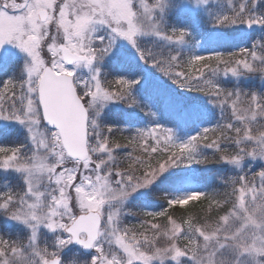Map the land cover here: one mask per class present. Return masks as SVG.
I'll return each instance as SVG.
<instances>
[{
    "label": "snow or ice",
    "instance_id": "6c2138e0",
    "mask_svg": "<svg viewBox=\"0 0 264 264\" xmlns=\"http://www.w3.org/2000/svg\"><path fill=\"white\" fill-rule=\"evenodd\" d=\"M195 2L207 6L213 26H255L259 37L250 47L185 58L176 49L191 33L167 25L172 0H0V71L15 68L0 80V121L14 122L22 137L9 143L0 132V171L17 181L0 191V215L16 226L15 236L0 234V264H264V166L244 167L264 161V91L218 83L249 74L264 80V0ZM223 40L219 33L210 38ZM119 41L179 87L209 97L219 110L215 123L184 139L151 123L155 112L133 94L139 79H107L99 67ZM14 50L23 54L22 66ZM113 101L150 120L128 140L147 158L127 153L128 168L118 159L125 146L113 139L125 129L99 120ZM212 162L236 170L221 177L223 192L181 193L167 204L203 197L217 210L214 219L181 224L169 217L170 227L142 222L139 231L125 224V215H136L125 207L133 194L170 168Z\"/></svg>",
    "mask_w": 264,
    "mask_h": 264
},
{
    "label": "rangeland",
    "instance_id": "374dc122",
    "mask_svg": "<svg viewBox=\"0 0 264 264\" xmlns=\"http://www.w3.org/2000/svg\"><path fill=\"white\" fill-rule=\"evenodd\" d=\"M175 4V7L171 8L166 16V22L168 26H174L177 28H185L187 29L191 35L188 38V42L181 46L176 51H179L185 58L190 54H208L209 51L207 48L215 47V45H225L228 46L230 51L237 50L238 47H250L252 39H256L260 35V29L255 26L252 29L247 28L245 25H234L232 27L221 28L219 26H213L210 22L207 13L205 12V8L207 7L204 4H197L195 0H172ZM214 2L219 5L220 0H214ZM223 34L224 40L216 43L210 42V38L215 34ZM251 37L249 39L248 37ZM204 42L207 44L204 45ZM150 46V45H149ZM206 47V48H205ZM206 49V50H205ZM207 51V52H205ZM114 55H110L109 57H105V59L100 62L99 67L102 70V74L106 76L108 79H112L113 77H119L122 75L132 74L130 78L139 79V84L135 85L133 88V94L138 98L141 103H148L151 106V110L155 112L156 118L151 121V123H160L161 125L169 128L176 129L182 139L187 138L188 135H193L200 130L202 127H208L214 124L208 117L203 121V123L198 124V126L192 128L191 130H185L182 127L174 125V117H166V115L171 111L168 107V110H165L168 104L177 102V97H181L179 95L180 90H176L175 87H179L175 84L171 79H169L163 72L157 69L151 62L145 63L139 59V56L135 52V49H132L127 42L119 41L117 47L113 50ZM10 55H15L17 62L20 66L23 65V54L19 53L18 50H14V52ZM7 62H5L6 66ZM15 70L14 67L7 68L6 71H0V80L8 79ZM175 71H179L181 69H173ZM187 71V67L183 69ZM159 73H162L160 76ZM80 75H84L85 77L89 75V71L87 69H82L79 73ZM163 78V81H162ZM218 83L227 89L240 88L246 91H264V80L261 79L260 74H249L247 76H241L239 78L234 77H220ZM170 85V86H169ZM172 86V87H171ZM118 87V86H117ZM174 87V88H173ZM162 92V95L159 98H162L163 103L161 104L156 99V93ZM188 94H191L192 105L188 106L191 109V112L195 113V109L205 110V113L212 114L214 111L219 115V110L210 102L207 105V108H203V104H195V98L200 97L202 95L195 94V91H189L183 88ZM171 95V97H169ZM177 95V97H172ZM176 99L175 101L171 99ZM179 99V98H178ZM176 109V105H174ZM165 112V116L161 114V110ZM141 110L138 107H130L126 103L113 101L109 103L101 112L99 120L105 124L113 125L116 128L125 129L123 132H117L120 135H123L128 140L130 136L133 134L136 128L146 127L149 125L150 120L145 112H140ZM205 114V115H206ZM19 126L14 122H6L0 121V132H6L7 142H11L13 140L21 139L22 137H17L16 129ZM5 142L4 140H0V143ZM129 144V143H128ZM126 145V144H122ZM127 150L124 149V156H127V153H131L133 157H140L141 159H146V154L142 153L139 150L138 145H128ZM123 149L117 150L119 155L123 152ZM202 151H207L212 154L213 150L211 149H202ZM124 156H119L122 168H128L131 161L124 158ZM123 157V158H121ZM126 162V163H124ZM218 166L213 171V173L209 172L211 170V166L204 165H196L193 164L191 166H186L188 170V174L199 176V169L204 171L206 183H214L218 181L221 185L222 179L221 177H226L233 175L236 171L234 166L227 165L225 163L217 164ZM183 165H179L173 168H170L166 173H164L159 180H157L150 188L141 189L139 192L133 194L129 200L126 202V209L132 213H136V215H125L124 220L125 224L129 226H136L137 230H140V224L142 222H146V217L144 216V212H160L166 211L168 204L166 206L165 201L172 198L173 196L180 195L181 193H188L192 191H202L201 188L190 189L184 192H179L178 194H170V193H162L158 195L156 192L152 193L153 188L158 190L164 187L163 179L165 177H170L173 175L180 174L181 170L184 168ZM251 167L252 170H258L261 166H264V161L262 160H247L244 162V167ZM138 167V165H137ZM202 174V171H201ZM15 173H5L0 171V191L5 190V185L11 187H17V181L15 179ZM219 185V186H220ZM165 198V199H164ZM173 206H181V205H173ZM172 219L176 220L177 223H181V220L176 217V215L172 214L168 216ZM167 221L165 224H159V222L149 221L145 224V227H149L150 223H157L161 226L162 229L166 227H170ZM182 224V223H181ZM11 227V228H8ZM0 234H10L15 236L16 234V226L15 222L9 220L7 217L0 215Z\"/></svg>",
    "mask_w": 264,
    "mask_h": 264
},
{
    "label": "trees",
    "instance_id": "16d2710c",
    "mask_svg": "<svg viewBox=\"0 0 264 264\" xmlns=\"http://www.w3.org/2000/svg\"><path fill=\"white\" fill-rule=\"evenodd\" d=\"M228 46L225 45H215L214 48H210L209 51L213 52V51H221V52H227L230 51L229 48H227ZM161 77L162 73H159ZM108 79V78H107ZM163 81V78H162ZM170 86V85H169ZM113 90H115V88L117 87V85H111L110 86ZM172 87V86H171ZM174 88V87H173ZM180 87H175L176 90H180ZM180 92H182V94L180 93L179 95L182 96L181 97H177V95H174L172 97H177L176 99H171L170 102L173 101H177L175 103H170L167 105V107L165 108V110H168V107L170 108V112L166 115V117H174V125L179 126L184 128L185 130H191L192 128L198 126V124L203 123V121L208 117L211 121H213L215 123L216 119L219 118V115L216 114V112L214 111L212 114H206L205 110H198L195 109V113L191 112V109H189V106L192 105L191 101L189 100V98H191L192 96H190L191 94L186 93L185 91H183V88L180 90ZM195 94H200L202 96L195 98V104H203V108H207V105H209L210 103H208V101H210V98L203 95L200 92H195ZM162 95V92H157L156 93V99L162 104V98H159ZM171 97V95L169 96ZM179 98V99H178ZM174 105H176V109L174 108ZM140 109V108H138ZM161 110V109H160ZM142 112V111H140ZM161 114L163 116H165V112H163L161 110ZM206 114V115H205ZM116 142H119L121 144H126L125 145V150H127V146L128 144V139L126 137H124L123 135H120L119 133H117V135L113 138ZM205 149V148H204ZM205 155L208 156H212V154L208 153L207 151L203 152ZM124 154H126L123 152L119 155V156H124ZM126 156H124L125 158ZM123 158V157H121ZM156 159H160V157H156ZM126 163V162H124ZM152 163H155V160L152 161ZM217 164L220 163H209L207 165H210L212 168L209 172L213 173V171L216 169V167L218 166ZM184 166V165H183ZM204 170V169H203ZM199 169V176L197 177V175H190L188 174V170L186 168V166H184L183 170L180 171V173H182L183 175L181 176L180 174L178 175H173L170 177H165L163 179V185L164 187L158 190H155V188H153L152 193H157L158 195L162 194V193H170V194H178L179 192H184L187 191L188 189H192V188H201L203 191H207L209 193L212 192H223L224 190V186L223 183H220L218 181H216V184L210 182V183H206L205 179H207L205 177L204 171ZM202 171V174H201ZM220 185V186H219ZM165 199V198H164ZM165 204L167 206V203L165 201ZM145 213V212H144ZM143 213V214H144ZM166 215L165 216H158L156 219H152L151 217H148L146 215H144L146 217V222L149 221H155V222H159V224H165V221H167L168 216L174 214L176 215V217H178L181 220V223L183 224V222L189 218H191L193 220V222H203L205 219L208 220H212L216 217L217 215V210L215 209V207L213 206L210 210L209 207V201L206 198H201L199 200H192L187 202L185 205L183 206H172V207H167L166 211H165ZM8 228V227H7ZM142 230V229H140Z\"/></svg>",
    "mask_w": 264,
    "mask_h": 264
},
{
    "label": "water",
    "instance_id": "95a60500",
    "mask_svg": "<svg viewBox=\"0 0 264 264\" xmlns=\"http://www.w3.org/2000/svg\"><path fill=\"white\" fill-rule=\"evenodd\" d=\"M83 251V250H82Z\"/></svg>",
    "mask_w": 264,
    "mask_h": 264
}]
</instances>
